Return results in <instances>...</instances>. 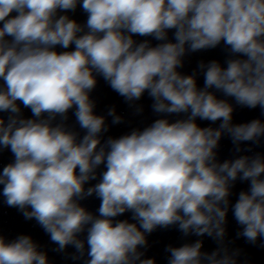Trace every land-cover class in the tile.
Wrapping results in <instances>:
<instances>
[{
	"label": "clouds",
	"instance_id": "9594fccd",
	"mask_svg": "<svg viewBox=\"0 0 264 264\" xmlns=\"http://www.w3.org/2000/svg\"><path fill=\"white\" fill-rule=\"evenodd\" d=\"M78 5L86 24L66 14ZM137 35L160 43H138ZM221 43L227 66L201 61L202 88L195 71H178L188 52ZM97 76L130 106L147 92L161 118L102 142L109 127L90 97ZM0 82V151L14 156L0 170V194L35 219L55 251L72 246L71 259L83 264H156L140 250L147 235L177 226L217 247L202 251L200 239L169 245L168 264H241V250L226 240L229 210L237 238L264 248V155L220 162L217 152L224 135L235 152L251 151L240 145H258L264 122L233 124L234 106L216 95L264 114V0H0ZM70 111L82 136L67 123ZM172 115L182 118L170 122ZM107 116L123 120L114 107ZM197 118L220 123L201 127ZM101 165L99 182L85 188ZM237 180L249 189L233 204ZM93 195L98 215L80 203ZM125 213L135 222L117 219ZM0 264L50 262L31 236L0 235Z\"/></svg>",
	"mask_w": 264,
	"mask_h": 264
},
{
	"label": "water",
	"instance_id": "95a60500",
	"mask_svg": "<svg viewBox=\"0 0 264 264\" xmlns=\"http://www.w3.org/2000/svg\"><path fill=\"white\" fill-rule=\"evenodd\" d=\"M15 13H13L14 15ZM65 14V13H61ZM71 19L76 20L80 24H86L87 13L78 5L74 12L66 13ZM174 30L169 31L168 39L172 42ZM134 40L138 43L147 39L150 43L155 46L160 41H156L151 37H141L134 36ZM56 50L65 51V49L57 46ZM68 50H74V46ZM229 58V54L226 51L223 43L216 47L215 49L201 50L197 52H188L183 57V67L179 68L184 75H190L194 71L197 73V85L198 87L204 86V77L200 72L198 65L201 61L208 63L212 60L218 61L222 67H226L225 61ZM97 85L95 89L90 93L91 99L95 101L96 107L94 112L97 115H104L106 117V123L109 127L107 133L102 134V142L106 140L109 136L113 138H118L121 135L130 133L133 129H140L149 126L154 122L155 119L161 118L159 114L154 113L152 110L153 100L149 97L147 92L139 101H135L133 106H130L128 102L125 101L118 93L113 91L109 84L101 76H97ZM2 83V82H0ZM215 91V90H212ZM217 98L227 99L233 106V124H241L250 122L253 119H260L264 122V114L259 107L255 109H250L247 107H242L236 104L235 100L230 97H224L222 93L216 92ZM142 107L143 111L140 113L136 112V107ZM115 108L116 114L120 115L123 120L120 124H112V117L107 116V112L110 108ZM22 113L25 118H32V113L30 109L23 108L21 105ZM0 115L7 116L6 113H0ZM182 118L176 115L169 116L170 122H174L176 119ZM68 125L74 127V129L80 133L82 136L84 133L79 129L78 124H76L75 117L72 112H69ZM197 123L201 127L211 126L216 128L219 126V121L212 124L210 121H203L197 118ZM240 147L242 149L250 148L251 151H244L237 153L234 150V145L231 138L228 135H224L220 141L218 152V160L223 162L226 159H234L241 155L254 156L256 153L264 155V137H261L260 143L254 144L252 142H242ZM14 156L10 150L5 149L0 151V170L10 162H13ZM104 170L103 165L97 169V179L88 182L85 188L94 185L99 182L100 173ZM249 189V182H241L237 180L234 187L232 188V195L230 196L231 203H235L238 199V194L240 191H247ZM0 193H2V186H0ZM81 205L84 206L88 211L92 212L94 215H98V208L101 201L95 196L87 197L86 199L80 201ZM117 219L123 220L128 219L130 222L131 213H125L122 216L117 217ZM227 236L226 240L229 243V247L232 249H240L241 254L239 256V261L241 264H264V248L259 246L260 241L257 245H252L246 241L245 238H237V232L241 231V227L235 221L231 210H229L227 215ZM0 235H3L7 241L14 240L19 235H29L32 237L34 242L39 245V250L47 253L50 264H83L82 260L73 261L71 259L72 253L75 249L69 246L65 252H57L55 249L57 245L52 243L50 236L41 228V226L35 221V219L28 220L25 219L22 212L15 207H9L4 200L2 194H0ZM86 237V233L81 234V239ZM197 239L203 241L202 251L211 252L216 249L217 243L212 238L207 235L203 237H197L195 235L184 236L181 231L178 230L177 226H172L167 229L157 228L153 233L147 235L148 246L147 248H141L140 250L145 253L144 258H154L156 264H168L169 253L165 251L166 247L171 245L173 247L182 246L185 243H193ZM87 247V246H86ZM86 258V257H85Z\"/></svg>",
	"mask_w": 264,
	"mask_h": 264
}]
</instances>
